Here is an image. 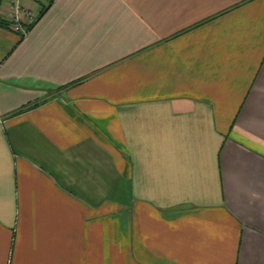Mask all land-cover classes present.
Instances as JSON below:
<instances>
[{
  "label": "crops",
  "instance_id": "0c3cea01",
  "mask_svg": "<svg viewBox=\"0 0 264 264\" xmlns=\"http://www.w3.org/2000/svg\"><path fill=\"white\" fill-rule=\"evenodd\" d=\"M0 264H264V0L0 28Z\"/></svg>",
  "mask_w": 264,
  "mask_h": 264
},
{
  "label": "built area",
  "instance_id": "2783aa9c",
  "mask_svg": "<svg viewBox=\"0 0 264 264\" xmlns=\"http://www.w3.org/2000/svg\"><path fill=\"white\" fill-rule=\"evenodd\" d=\"M48 1L49 0H40L41 5H46ZM9 3H14V1L9 0ZM36 15L34 9L24 7L22 4L18 3V6L12 7L7 13L9 22H11L10 29L16 34H25L23 25L30 24L36 18Z\"/></svg>",
  "mask_w": 264,
  "mask_h": 264
},
{
  "label": "trees",
  "instance_id": "16d2710c",
  "mask_svg": "<svg viewBox=\"0 0 264 264\" xmlns=\"http://www.w3.org/2000/svg\"><path fill=\"white\" fill-rule=\"evenodd\" d=\"M54 2V0H49L46 5H41L40 4V11L39 13L36 15V18L30 23V24H27V25H23V29H24V33H28L32 27L34 26V24L44 15V13L46 12V10L52 5V3ZM11 27V22L3 19V18H0V28L2 29H5V30H11L10 29ZM25 34H17L20 36V39H22L24 37ZM34 105H27L26 107L22 108V109H18L16 110L15 112H13V114H17V113H20L22 112L24 109H30L31 107H33Z\"/></svg>",
  "mask_w": 264,
  "mask_h": 264
},
{
  "label": "rangeland",
  "instance_id": "374dc122",
  "mask_svg": "<svg viewBox=\"0 0 264 264\" xmlns=\"http://www.w3.org/2000/svg\"><path fill=\"white\" fill-rule=\"evenodd\" d=\"M4 1H6V0H3V2H4ZM13 1L15 2L16 0H13ZM3 4H4V3H3Z\"/></svg>",
  "mask_w": 264,
  "mask_h": 264
}]
</instances>
